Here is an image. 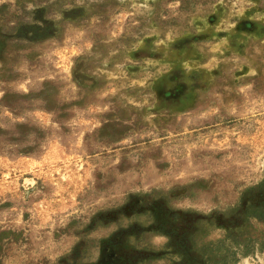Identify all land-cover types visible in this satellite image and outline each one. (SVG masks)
Segmentation results:
<instances>
[{"label": "rangeland", "instance_id": "374dc122", "mask_svg": "<svg viewBox=\"0 0 264 264\" xmlns=\"http://www.w3.org/2000/svg\"><path fill=\"white\" fill-rule=\"evenodd\" d=\"M0 264H264V0H0Z\"/></svg>", "mask_w": 264, "mask_h": 264}]
</instances>
